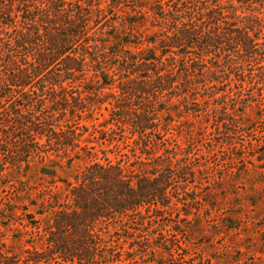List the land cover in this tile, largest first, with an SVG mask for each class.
Instances as JSON below:
<instances>
[{
  "label": "trees",
  "instance_id": "1",
  "mask_svg": "<svg viewBox=\"0 0 264 264\" xmlns=\"http://www.w3.org/2000/svg\"><path fill=\"white\" fill-rule=\"evenodd\" d=\"M93 99L108 103L99 125L83 123ZM263 101L264 0H0V167L25 173V209L47 220L32 248L3 263L131 264L142 243L134 225L154 224V244L179 203L204 206L224 181L209 171L212 151L200 149L195 122L174 126L173 111L202 125L215 112L230 143L232 128L245 125H234L238 108ZM89 133L118 148L133 138L131 150L99 160ZM82 160L76 183L61 178L59 168ZM40 164L50 187L29 176ZM190 183L193 196L183 190ZM120 241L130 243L121 258ZM181 247L166 249L175 256Z\"/></svg>",
  "mask_w": 264,
  "mask_h": 264
},
{
  "label": "rangeland",
  "instance_id": "2",
  "mask_svg": "<svg viewBox=\"0 0 264 264\" xmlns=\"http://www.w3.org/2000/svg\"><path fill=\"white\" fill-rule=\"evenodd\" d=\"M145 46L144 44L143 47ZM249 70H254V68H249ZM249 70L245 79L250 78L252 71ZM237 88L231 90L237 91ZM217 103L213 100L209 105ZM92 104L93 118L83 123L99 125L109 117V111L106 110L108 103L99 107L96 99H93ZM236 114L238 117L234 125L245 124L246 126L242 125L241 128L236 129L233 127L230 143H224L227 137L226 135L220 136L219 131H216L218 122L215 112L210 113L208 117L205 116L202 125L197 122L200 120L199 117L195 118L193 115L182 117L179 116L177 110L173 111L175 121L172 124L174 126L181 124L183 128L190 129L185 121L190 119L195 122L193 137L197 136V132L201 134L198 136L200 137L198 140L201 141L200 149L202 152L212 151L205 157V161L211 166L209 171L215 174L218 180L224 178V181L218 182L215 191L209 198H206L207 204L204 206L195 204L191 207L195 213L190 215L189 220H185V214L186 210L191 209L190 206L179 203L173 219L166 217L165 221H162L165 226L163 230L160 228L158 232L156 231L159 236L154 244L147 240V231L154 230V224L146 227L134 225L135 228L143 229L144 233L139 229H135L132 233L142 239V243L138 251L131 249L130 256L135 258L131 264H264V101L245 111H242L240 107ZM227 118L232 121L234 117ZM90 131L95 130L90 128ZM225 132L227 133L226 130L223 131ZM98 136L100 134L90 135L89 133L87 135L89 147H94V152L97 153L96 158L99 160L105 162L106 158H109L117 162L121 159L119 154L121 149L123 152L131 150L130 144L133 138L130 143L122 144L121 148H118L114 146L115 142L105 143L103 139H98ZM203 138H207V141ZM211 139L213 141H209ZM161 153L163 149L158 154ZM146 157L145 154L142 155V159ZM87 163L82 160L74 167L66 166L65 172L59 168L61 178L70 183H76L77 175ZM41 167L40 164L39 170L29 176L32 177V182L50 187L53 177L49 174L44 175ZM1 170L0 167V264H4L6 254L18 256L27 248H32L33 241L42 237L39 232L32 233V231L38 230L34 229L35 226L45 227L47 220L43 221L42 215L34 206L25 209L29 204L24 199L27 195V184L24 182L28 180L25 173ZM207 176L204 177V183H207L210 178ZM195 184L190 183L183 190H187L189 195L193 196ZM57 185L63 189L68 187L63 181H58ZM208 193L209 190L205 188L204 194ZM13 209L17 211L15 215L11 213ZM166 224L171 225L168 227ZM118 239L119 236L114 235L109 237L108 241ZM166 241L172 248L177 244L182 246V250L172 256V253L166 249H170V246L162 247L161 245ZM115 246L114 253L120 258L124 249L130 250L129 241L117 242ZM96 262L101 264V260H96ZM129 262L130 260H127L126 264Z\"/></svg>",
  "mask_w": 264,
  "mask_h": 264
}]
</instances>
